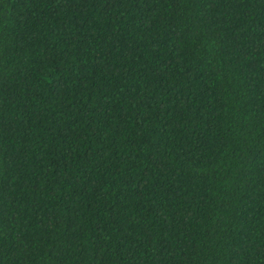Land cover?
<instances>
[{
	"label": "trees",
	"instance_id": "1",
	"mask_svg": "<svg viewBox=\"0 0 264 264\" xmlns=\"http://www.w3.org/2000/svg\"><path fill=\"white\" fill-rule=\"evenodd\" d=\"M0 264H264V0H0Z\"/></svg>",
	"mask_w": 264,
	"mask_h": 264
}]
</instances>
